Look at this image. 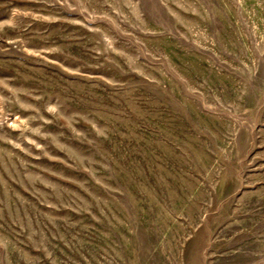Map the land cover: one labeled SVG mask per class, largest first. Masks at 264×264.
Instances as JSON below:
<instances>
[{
  "label": "rangeland",
  "instance_id": "1",
  "mask_svg": "<svg viewBox=\"0 0 264 264\" xmlns=\"http://www.w3.org/2000/svg\"><path fill=\"white\" fill-rule=\"evenodd\" d=\"M0 264H264V0H0Z\"/></svg>",
  "mask_w": 264,
  "mask_h": 264
}]
</instances>
